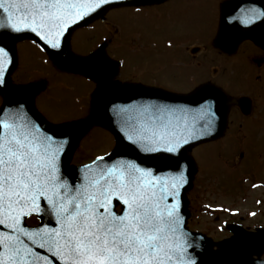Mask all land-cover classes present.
I'll list each match as a JSON object with an SVG mask.
<instances>
[{"label":"snow or ice","instance_id":"6c2138e0","mask_svg":"<svg viewBox=\"0 0 264 264\" xmlns=\"http://www.w3.org/2000/svg\"><path fill=\"white\" fill-rule=\"evenodd\" d=\"M113 2L0 0V31L30 32L58 60L68 30ZM10 63L0 46V85ZM201 99L195 110L114 106L124 139L151 164L98 156L73 178L61 166L71 131L58 138L23 105L0 108V264H195L188 249L198 244L181 215L189 183L182 154L215 130V101ZM33 215L42 223L30 229L25 220Z\"/></svg>","mask_w":264,"mask_h":264},{"label":"rangeland","instance_id":"374dc122","mask_svg":"<svg viewBox=\"0 0 264 264\" xmlns=\"http://www.w3.org/2000/svg\"><path fill=\"white\" fill-rule=\"evenodd\" d=\"M224 1L227 0H170L146 14H137L130 9L122 12L107 11L106 19L98 23L101 36L95 37L89 33L84 40L86 47L82 48L73 35L68 50L70 56H86L94 48L106 44L104 53L110 59H116L119 64L123 63L112 79L125 82L133 79L132 83L140 80L148 82L153 77L150 75L153 71L157 81L155 85L171 92L186 93L187 90L209 82L226 86L223 89L228 98L245 95L250 99L249 114H241L235 104L229 105L226 128L219 138L197 144L189 152L195 168L192 185L186 191L190 212L188 226L204 233L214 242L228 236L226 224L229 222L237 221L250 230L264 226V69L253 67L247 59H242L234 68L230 67L228 73L224 67H227L228 56L215 47H208L206 52L203 49L216 35L219 5ZM119 23L125 34L124 46L119 41ZM81 32L85 34L87 29ZM191 47H198L199 53H187ZM237 51L251 56L264 55V51L254 49L250 41L240 43L234 54ZM37 58H32V62ZM30 61L31 58L26 59L20 54L17 67L11 74L12 81L24 83L31 80V73L22 71L32 63ZM37 64L32 63L33 67ZM41 69V79L38 76L34 79L43 80L47 86L64 73L51 63L43 65ZM211 70L212 73L207 75ZM131 75L143 78L137 81ZM190 76L195 77V84H190ZM65 77L61 75L59 79L65 81ZM226 77L230 83L221 80ZM87 83L80 86L93 91L96 83ZM76 91L79 94L84 90ZM66 93L58 105L52 100L44 104L43 114L47 119L61 123L85 117L84 111H79L81 104L74 105L69 97H65ZM82 104L87 111L90 98L85 93ZM112 138L106 129L93 124L72 152L70 163L85 161L93 154L111 149ZM241 154L242 157H239ZM205 205L209 207L205 208ZM259 257L264 258V253Z\"/></svg>","mask_w":264,"mask_h":264},{"label":"water","instance_id":"95a60500","mask_svg":"<svg viewBox=\"0 0 264 264\" xmlns=\"http://www.w3.org/2000/svg\"><path fill=\"white\" fill-rule=\"evenodd\" d=\"M123 2H118L115 4H120ZM127 2H130V1H127ZM256 4L258 6H261L262 13H264V0L262 1L261 0H235L233 2H227L223 5V23L221 25V37L219 39L220 47L224 48L225 41L227 40L226 39L227 35L229 34L231 35L234 34V36L236 35V33L234 32L235 31L234 23L236 22L232 20V18H234L235 20V17L233 16V14L237 12L236 8H238L237 19L244 20L246 16H247L246 19L250 18L248 16L250 6H251V11H252V17L253 16L256 17V15H254V13H258ZM103 8L104 7L97 10V12L92 13L89 17H85L77 25H73L66 33L65 39L67 38L66 36L69 35L70 31L74 27L78 26L80 23L84 22L90 17L98 14ZM232 9L234 10L236 9L235 10L236 12H233ZM263 18L264 16H261L260 18L256 17L252 19V22L248 23V26L246 25V30L248 29L253 30L254 38L259 43L264 44V27L262 26V22H261ZM22 34L23 33H19V34L12 33V36L10 35L9 36L11 38H15V37L22 36ZM230 39H232V36H230ZM222 42H224V44ZM65 44H66V40H64V50H65ZM98 60L99 59H93L92 61L96 62ZM86 64L87 63H84L81 67L86 69ZM7 68L9 71L10 67L7 66ZM8 71L5 73L6 84L0 85V90L4 91L5 93H8L6 95V102L3 105V108L5 109L15 108V104L18 100H20V102L24 104L26 102L24 99L21 100V92L23 89L21 88H17L14 90L7 89ZM200 89L202 91L200 92L196 91L194 92V94H191L189 96H178V95H173L170 93H168V95H165L160 92H155V90H153V93H155V95H151L150 99L156 100L162 103L168 101V105L170 106L177 107V108H188V109H193V110H195L199 106V104L202 102V99H201L202 97H205L208 99H214L215 111L217 115V122H216V127L213 132V135L204 139L206 140L209 138L217 137L222 132V129L225 124V118H226L227 100H226L225 95L220 90L212 86H204V87H201ZM102 90L99 93L100 98H98L101 119L105 124L108 122L110 124V128L121 139L122 137L120 136L118 128H117L119 124V120L114 115L112 116L109 111V108L112 105L116 104L117 101L115 100L114 102H109L108 105L103 107L104 98L106 96H109L110 91H105L106 89L103 91ZM138 91H145V89L136 88V89L120 90V92L125 95L123 99L124 102H129L131 100L138 99V98L139 100L149 98L148 93L142 92V93L136 94L135 92H138ZM30 102L31 101L29 100L27 105L29 106V109L31 110ZM242 104H243L244 111H246L249 106L248 101L244 99L242 101ZM40 123L42 126L45 127L44 129H46L49 133L55 134L58 138H64L65 134L68 133L69 131L72 132V129L75 130L74 129L75 127L76 129L80 128V126H75V125H64L60 127H52V126L46 125L41 120H40ZM69 126H72V127L70 128ZM66 138L69 140V143L66 145V150L63 153L61 166H62L63 173L69 178H73V177L78 176L76 172L77 169H73V168L70 169L66 167L65 165H66V161L68 159L69 153L71 151V148L74 144L75 139L70 136ZM204 140H197L193 144L200 142V141H204ZM193 144L186 146V150L182 154V161L185 162L187 165L186 176L189 181V183L185 186L183 193H182L183 199H182L181 215L185 220V226H186V220L188 218V213L185 211L186 201H185L184 192L186 188L188 187V185L191 183L192 173L194 169L193 162L190 159V157L187 155V152L190 146H192ZM105 158L109 161L115 160L117 158L135 159L142 164H149V165L151 164V160L148 157L141 155L131 145L127 146L124 149L118 148L110 156H107ZM70 172H73V174H70ZM230 230L233 232V236H231L228 239L218 242L217 246L219 247V249L214 250L213 249L214 243L210 239L205 238L203 235L199 233H193L186 229V231L191 235V237L194 238L193 242L198 244V247H193V248L188 249L195 264H227L230 258L234 260V264H264L263 261L252 259L253 255H258L262 250H264V229L259 230L258 232H249V231H245L240 226H236V227H231Z\"/></svg>","mask_w":264,"mask_h":264},{"label":"flooded vegetation","instance_id":"af4514ba","mask_svg":"<svg viewBox=\"0 0 264 264\" xmlns=\"http://www.w3.org/2000/svg\"><path fill=\"white\" fill-rule=\"evenodd\" d=\"M106 19V16L104 17V20ZM96 20H98V21H96ZM95 21H93V22H91L90 24H89V27H91V29L89 30V31H87V33H85V34H83L82 32H79V33H77V35H75V37H74V39H75V41L78 43V44H80V46L82 47V48H85L86 47V44H85V42L86 41H84L87 37H88V35H89V33H91V34H94L95 35V37H97V36H101V32H99L98 33V31H99V24L102 22V21H104V20H99V19H96ZM99 23V24H98ZM117 26H118V32H119V41L122 43V46H124L123 45V39H124V32H123V28H122V25H121V23H119V24H117ZM78 36H81V37H79V38H77ZM103 36V35H102ZM101 39H106L105 37H101ZM24 45H28V46H24ZM24 45H20L19 46V52H20V54H22V55H26V56H29V55H32L33 56V58L34 57H42L43 55H44V53L43 52H38V53H36V51H40V48H37L36 46H34V45H30V44H24ZM106 44H103V45H99L98 47H100L101 48V51H102V53H104V46H105ZM211 47H213V41H211ZM97 47V48H98ZM94 49H96V48H94ZM93 49V50H94ZM197 49V48H196ZM196 49H194V51L196 50ZM254 49H256V50H258V49H261V50H263L264 51V47L263 46H254ZM93 50H91V51H93ZM90 51V52H91ZM89 52V53H90ZM88 53V54H89ZM234 53V52H233ZM105 54V53H104ZM223 54L224 55H226V56H228L229 57V59L227 58V67L226 66H224L226 69L229 67V66H232V65H234V64H236V63H238L239 61H241V56H239V54H237V55H232V54H226L225 52H223ZM241 54V53H240ZM252 54V53H251ZM106 55V54H105ZM194 55V54H193ZM242 55V54H241ZM249 55V54H248ZM246 56L247 57V60L252 64V66L253 67H256V68H259V69H261V68H263L264 69V55H254V56H251V55H249V56ZM38 58L37 59H34L33 60V62L32 63H38L37 64V66H35V67H33V65H32V63L27 67V68H23V70L22 71H26V73L28 72V74L29 73H31V80H28V81H26V82H24V83H22V84H27V83H29V84H33V86H35V89H36V91H33V103H34V105H36L37 106V108L38 109H40V110H42L43 111V108H44V106L50 101V100H52L56 105H58V102H60L61 100H63L62 99V96H63V94L67 91V90H69L67 93H66V95H65V97H69V100L70 101H72V99H73V97L74 96H81L82 98H83V96H84V93H85V96L87 97V98H91V95H92V93L94 92V89H93V91L92 90H87L86 88H83L82 86H80V84H84V83H87V82H90V83H94L95 81H92V80H89V79H86V78H84V77H79V78H76V77H72V76H70V75H67V74H65V73H63V74H59V77L61 76V75H65L66 77H65V81L63 80H61V79H59V77L58 78H55V80H54V83H50V86L48 85L47 86V84L43 81V80H40L41 78V74H42V72H43V70L41 69L42 67H43V65H50V63H51V65L52 66H54V67H58V69H60V64H59V62H58V60L57 59H54L53 57H48V59H47V64H44L42 61H39L38 60ZM45 59L43 58V61H44ZM122 60H123V62L125 61V58L122 56ZM124 64H125V62H124ZM41 66V67H40ZM123 66V63H121V65L120 66H118L115 70H113L112 72H110L109 73V75L105 78V79H107L108 81V83L109 84H112V85H114V86H117V87H119V86H122V85H128V86H130V85H144V86H152V85H155L156 83H157V81H156V79H155V77H154V72L152 71V73L150 74L151 76H153L152 78H150V80H148V82H147V80H144V82L142 81V80H140V81H138V78H140V77H142V76H139V75H134V76H132L133 78L134 77H136L137 78V81H138V83H132L133 81V79L131 80V82H128L130 79H128V81L127 82H125V81H121V80H119V79H112L114 76H115V74H117L118 72H117V70H118V68L119 67H122ZM61 70V69H60ZM219 70V69H218ZM36 76H38V78H40V79H34ZM150 76V77H151ZM70 79V81L68 80V79ZM143 78V77H142ZM221 80H226V78H222ZM152 81V82H151ZM135 82V81H134ZM15 83H20L19 81H16ZM96 83V85H97V82H95ZM142 83H148V84H142ZM61 84V85H60ZM88 84V83H87ZM96 85H95V87H96ZM42 91V92H39V91ZM76 90H84L82 93H79L78 94V92L76 91ZM39 97V98H38ZM241 100V99H240ZM45 104V105H44ZM36 108V109H37ZM236 108L239 110V112L241 111V109H242V106L238 103V105L236 106ZM75 110V109H74ZM84 111V112H83ZM45 112V111H44ZM80 112L82 113L83 112V114L85 113V117L86 116H90L91 115V99H90V105H89V108L87 109V111H86V109L84 108V110H80Z\"/></svg>","mask_w":264,"mask_h":264}]
</instances>
